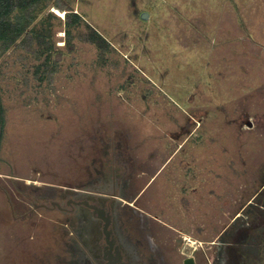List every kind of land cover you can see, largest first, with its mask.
<instances>
[{
  "label": "rangeland",
  "instance_id": "1",
  "mask_svg": "<svg viewBox=\"0 0 264 264\" xmlns=\"http://www.w3.org/2000/svg\"><path fill=\"white\" fill-rule=\"evenodd\" d=\"M62 1L110 48L101 60L83 25L68 46L53 6L48 71L27 48L0 56V264L55 249L51 214L14 217L44 184L91 171L102 138L127 144L134 175L207 161L224 176L211 187L225 185L229 217L264 163V0Z\"/></svg>",
  "mask_w": 264,
  "mask_h": 264
},
{
  "label": "flooded vegetation",
  "instance_id": "2",
  "mask_svg": "<svg viewBox=\"0 0 264 264\" xmlns=\"http://www.w3.org/2000/svg\"><path fill=\"white\" fill-rule=\"evenodd\" d=\"M97 145L91 171L44 184L28 198L30 208L14 217L51 214L55 249L26 253L12 264H264V163L247 192L238 191L228 217L225 185L211 187L212 177L224 176L207 161L199 166L183 156L163 176L169 159L150 175L142 163L134 175L125 142L107 137ZM157 182L159 191L151 193Z\"/></svg>",
  "mask_w": 264,
  "mask_h": 264
},
{
  "label": "trees",
  "instance_id": "3",
  "mask_svg": "<svg viewBox=\"0 0 264 264\" xmlns=\"http://www.w3.org/2000/svg\"><path fill=\"white\" fill-rule=\"evenodd\" d=\"M53 6L65 10L62 24L68 38L67 45L71 44L73 32L83 25L86 32L81 35L82 39L94 44L99 49L100 59L103 60L104 53L110 48L109 41L92 27L82 14L74 12L62 0H0V56L12 47L27 48L37 59L44 56V61L37 65L36 71H48L50 53L55 46L52 40L54 32L51 22V18L55 16L48 11ZM32 44L35 47H32ZM41 67L46 69L41 71ZM2 115L0 102L1 127Z\"/></svg>",
  "mask_w": 264,
  "mask_h": 264
},
{
  "label": "bare ground",
  "instance_id": "4",
  "mask_svg": "<svg viewBox=\"0 0 264 264\" xmlns=\"http://www.w3.org/2000/svg\"><path fill=\"white\" fill-rule=\"evenodd\" d=\"M53 10H55L56 12H58V13H60V14H62V12H63V11H60V10H58V9H56V8H53Z\"/></svg>",
  "mask_w": 264,
  "mask_h": 264
},
{
  "label": "water",
  "instance_id": "5",
  "mask_svg": "<svg viewBox=\"0 0 264 264\" xmlns=\"http://www.w3.org/2000/svg\"><path fill=\"white\" fill-rule=\"evenodd\" d=\"M141 17L142 18H145L146 17V14L145 13H142Z\"/></svg>",
  "mask_w": 264,
  "mask_h": 264
}]
</instances>
